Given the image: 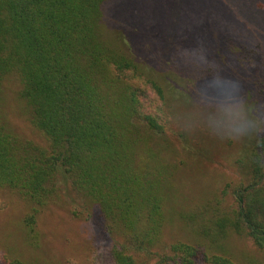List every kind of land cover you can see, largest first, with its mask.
Masks as SVG:
<instances>
[{
    "label": "trees",
    "instance_id": "obj_1",
    "mask_svg": "<svg viewBox=\"0 0 264 264\" xmlns=\"http://www.w3.org/2000/svg\"><path fill=\"white\" fill-rule=\"evenodd\" d=\"M130 1L0 0V187L32 203L24 224L34 233L39 210L65 177L85 202L83 214L119 240L107 250L111 264H241L218 242L248 236L264 252V135L253 130L240 143L206 139L199 127L209 107L197 85L207 73L182 51L203 41L209 59L233 77L237 69L222 56L237 44L214 27L223 14L179 38L173 24H148L138 0ZM235 76L247 100L241 116L262 127L264 64ZM13 79L47 148L16 136L5 119L2 94ZM178 118L200 136L201 148L165 139ZM226 150L242 180L210 192L209 177L204 192L181 200L186 164L176 158L204 166L213 151ZM186 202L202 204L183 211L172 205ZM169 204L192 240L165 243Z\"/></svg>",
    "mask_w": 264,
    "mask_h": 264
},
{
    "label": "rangeland",
    "instance_id": "obj_2",
    "mask_svg": "<svg viewBox=\"0 0 264 264\" xmlns=\"http://www.w3.org/2000/svg\"><path fill=\"white\" fill-rule=\"evenodd\" d=\"M147 2H152L153 8L147 7ZM130 3H133V0ZM136 5L141 11L144 9L149 18L148 24L154 25L153 23L163 19L166 25L175 26L173 31L179 38L193 32L188 29L196 22L201 24L205 17L213 18L216 14H223L214 27L217 31L232 36L237 44L233 53L222 56L225 66L237 69L235 75H238L253 72L264 64V0H138ZM152 9H156L159 17L153 16ZM243 47L247 48V56H244L247 51ZM252 50L256 55H251L249 51ZM235 75L233 78L239 79ZM262 93L264 95V92ZM19 94L20 85L16 80L5 83L2 110L7 123L22 140L43 149L47 148V140L32 124L27 106ZM204 103L209 107L207 100ZM194 105L192 103V108L195 109ZM209 112L210 108L205 114L204 126L199 128L209 142H220V139L206 131ZM261 116L264 127V106ZM184 122L182 118L173 121L172 129L165 139L178 145L179 138L180 141L183 139L194 147L201 148L202 146L197 145L200 136ZM261 133L264 135V130H261ZM180 135H183V138ZM229 154L228 150L213 151V157L207 159L204 166H196L190 161L192 159L178 156L175 162L186 164L180 184L183 185L181 200H188L191 196L204 192L209 177L210 192L221 190L226 181H241L243 172L232 167L234 157H228ZM59 187V192L50 204L39 210L34 233L24 224L26 216L33 210L32 203L19 191L0 187V264H111L107 250L114 241L119 240H112L107 235L103 222L98 218H88L83 214L86 209L85 202L65 177H61ZM231 202L229 198L227 204L230 205ZM200 204L202 203L192 205L186 202L180 207L175 203L172 205L176 211H183L191 210ZM168 209L169 222L164 235L165 243L169 244L177 239L192 240L194 235L189 226L180 219L179 213L175 214L170 204ZM218 244L220 248L224 246L229 249L241 264H264V252L258 249L248 236L220 240Z\"/></svg>",
    "mask_w": 264,
    "mask_h": 264
},
{
    "label": "clouds",
    "instance_id": "obj_3",
    "mask_svg": "<svg viewBox=\"0 0 264 264\" xmlns=\"http://www.w3.org/2000/svg\"><path fill=\"white\" fill-rule=\"evenodd\" d=\"M187 58L206 70L205 77L198 83V93L208 101L210 112L206 120V131L223 141L240 143L249 138L253 130H264L261 122L243 118L247 108L243 83L226 74L225 70L209 59L203 41L189 49H182Z\"/></svg>",
    "mask_w": 264,
    "mask_h": 264
}]
</instances>
